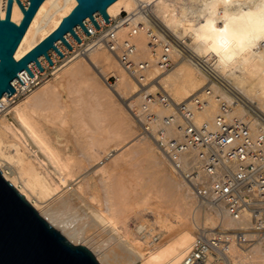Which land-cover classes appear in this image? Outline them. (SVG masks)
<instances>
[{
  "label": "bare ground",
  "instance_id": "obj_1",
  "mask_svg": "<svg viewBox=\"0 0 264 264\" xmlns=\"http://www.w3.org/2000/svg\"><path fill=\"white\" fill-rule=\"evenodd\" d=\"M21 1L27 6L28 0ZM76 4L45 0L14 58L19 60L48 36ZM6 5L7 0H0L1 18ZM122 12L128 13L125 20L119 19ZM107 13L108 23L94 14L98 29L90 19L84 21L88 35H103L76 55L88 37L80 26L75 28L80 42L65 35L71 49L56 42L63 57L49 51L55 77L14 107L17 128L0 120V170L37 211L31 195L44 204L47 218L95 243L101 263L183 264L199 228H247L249 216L235 220L222 208L201 206L181 175L165 169L169 158L152 136L139 135L131 144L132 121L101 82L115 77L113 91L126 99L139 80L146 85L155 79L129 106L157 140L162 133L166 152L189 176L192 188V183L211 184L217 178L201 167L191 176L194 162L200 164L198 149L174 154L168 144L171 139L185 141L189 124L216 132L220 117L227 123H245L251 140L261 137L264 148V0H116ZM22 17L14 3L11 20L19 23ZM151 22L161 26L163 30L156 25L170 42ZM105 26L107 33L102 32ZM57 59L64 62L61 67L56 66ZM38 60L42 71L35 62L29 63L32 77L23 70L19 73L23 84L13 79L15 91L0 98V112L51 66L43 55ZM40 122L56 124V132L46 131ZM26 142L36 157L29 154ZM150 168L160 170L159 177H152ZM61 187L67 188L58 192L62 196L56 193ZM53 194L58 201L50 205L46 199ZM48 205L66 210V217L63 209L57 212ZM247 237L251 243L245 246L231 242L220 264H264V235Z\"/></svg>",
  "mask_w": 264,
  "mask_h": 264
},
{
  "label": "water",
  "instance_id": "obj_2",
  "mask_svg": "<svg viewBox=\"0 0 264 264\" xmlns=\"http://www.w3.org/2000/svg\"><path fill=\"white\" fill-rule=\"evenodd\" d=\"M45 0H7L4 18L0 17V98L13 94V79L23 84L19 73L25 70L30 77L29 63L35 62L40 71L38 58L45 56L50 65L49 51L60 57L63 53L56 46L61 41L71 49L65 35L70 33L78 42L75 28L80 26L88 35L84 21L90 19L99 28L94 14L99 13L106 23L109 21L107 8L116 0H76V6L62 18L59 25L19 60L14 58L24 33L37 10ZM50 2L51 0H47ZM23 13L18 24L11 20L13 4ZM0 264H100L94 254L83 245L72 244L54 228L16 187L5 179L0 170Z\"/></svg>",
  "mask_w": 264,
  "mask_h": 264
},
{
  "label": "built area",
  "instance_id": "obj_3",
  "mask_svg": "<svg viewBox=\"0 0 264 264\" xmlns=\"http://www.w3.org/2000/svg\"><path fill=\"white\" fill-rule=\"evenodd\" d=\"M184 117L187 118L186 115ZM217 126L218 130L212 132L187 125L186 140L171 139L169 151L177 154L187 149H198L201 171L217 178L209 185L192 183L199 204L222 208L235 220L247 214L249 225L231 229L219 226L199 228L183 264H219L231 242L244 246L251 242L247 235L252 233L259 238L264 235L263 140L261 137L251 140L247 125L240 120L227 123L219 117ZM161 134L157 145L165 150ZM197 174L195 170L191 176Z\"/></svg>",
  "mask_w": 264,
  "mask_h": 264
},
{
  "label": "rangeland",
  "instance_id": "obj_4",
  "mask_svg": "<svg viewBox=\"0 0 264 264\" xmlns=\"http://www.w3.org/2000/svg\"><path fill=\"white\" fill-rule=\"evenodd\" d=\"M119 19H122V20H125L127 17H128V13L127 12H122L120 15H119ZM118 19V20H119ZM152 20V19H151ZM150 20V21H151ZM153 21V20H152ZM156 22V21H155ZM16 24H18V23H16ZM153 25V28L155 29V30H157L159 33H162L163 35H164V38H166L167 36H166V32H163V31H161V26L160 25H157V26H160V28L161 29H158V27H156V25H155V23L154 22H151V26ZM107 28V29H106ZM104 27V31H102L103 33H107V31L109 30V28L108 27ZM106 30V31H105ZM163 30V29H162ZM101 34L102 33H100V32H96V34H93V35H88V37L85 39V41H84V45L82 46V47H78L76 50V53H74V55H76L77 54V52H79V51H81L82 49H85V48H87L88 46H89V44H91L92 43V40H98L99 38H101ZM103 35V34H102ZM169 36V35H168ZM167 39V41H169L170 42V39L171 38H166ZM173 40H171V42H172ZM67 56H72V54H70V53H68V55ZM16 60H18V59H16ZM64 64V62H62L60 59H57V62H56V66L57 67H61L62 65ZM53 65H51V66H49V67H47L44 71H45V73L44 74H39L38 75V79L34 82V83H32L31 84V86L28 88V89H26L25 91H21V92H19L18 94H17V96L16 97H14L11 101H9V103L8 104H6V106L4 107V109L0 112V120L2 119V118H4L5 120H6V122H7V125L10 127V128H13V129H16L17 128V126H16V123H15V120H14V118L12 117V112H13V109H14V107L15 106H18V105H20V104H22V102L26 99V97L28 96V94L30 95L33 91H36L37 89H38V87L40 86H42V85H44V84H46V83H48L49 81H52L53 79H54V77H55V74H53L54 73V71H55V69H53V68H51ZM166 68L168 69V68H170V65L168 64L167 66H166ZM95 71V70H94ZM95 74H96V76H98L97 75V72L95 71ZM100 80L102 81V79L100 78ZM115 81H116V79H115V77H113V76H111V77H109L108 78V81L106 82V84L104 83H102L101 82V84L103 85V87H104V89L114 98V100L116 101V103L119 105V107H121L122 109H124V111L127 113V116L131 119V121H132V126H133V128H134V135L133 136H131L129 139H128V141L130 142L131 141V144L134 142L133 140H135L136 139V137L137 136H143V135H145V134H147L150 138H151V136H152V140H154V145L156 144V147L158 146L157 145V138L155 137V135H151V133H149V128H148V125H145V122L138 116V115H135L134 113H135V111H133V108L132 107H130L129 106V102H132V101H134V99H137L138 98V96H139V92H141V91H143L142 89H144V90H146L147 88H149V86L151 85V84H155L156 83V81H155V79H149L148 81H147V84L145 85V83L146 82H142L141 80H139L138 82H137V84H138V86H137V88H136V91H134L132 94H130V95H128L127 97H126V99H123V98H121L120 96H118L114 91H113V85H114V83H115ZM214 83H217V84H221V85H223V87H225L224 86V83L223 82H221V81H213ZM213 82H210V83H213ZM221 82V83H220ZM44 83V84H43ZM226 88V87H225ZM36 89V90H35ZM225 91H226V93H229V91L230 90H226L225 89ZM130 105H131V103H130ZM68 123V122H67ZM40 125H42V126H44L45 128H46V131H51L52 129V131L53 132H51V133H54V132H56V131H54L55 129H54V127H57L56 126V124H52V125H49V124H47V123H43V122H40L39 123ZM51 127V128H50ZM51 129V130H50ZM156 133H158V132H156ZM21 139L22 140H24L25 141V139H24V137L22 136L21 137ZM62 140H63V136H62ZM66 140V137H64V141ZM127 141V142H128ZM25 147H26V149L29 151V154L32 156V157H36V155H35V149L31 146V145H29L28 144V142H26V144H25ZM159 148V147H158ZM125 149V147H123L122 148V150H124ZM160 149V148H159ZM9 150H13V148L11 147ZM122 150H119V152H117V154H115V155H118L119 153H120V151H122ZM164 153H165V155L170 159H168V163H166V170H171V169H175L180 175H181V177H182V179L190 186V188L193 190V192H194V189L191 187V185L189 184V182H188V176H187V174H185L182 170H181V168H180V165L178 164L177 166L179 167V168H176L177 166H176V164H175V161H172L173 160V158H172V156H171V154L170 153H168V152H166V150H162ZM114 157V156H113ZM113 157H111L110 158V160L113 158ZM9 165L8 164H5V172H6V175H8V177H11L10 176V170L9 169H7L6 167H8ZM200 168V166H199V162L198 161H195L194 162V166H193V169L191 170V171H193V173L195 172V170H197V169H199ZM150 171H151V173H152V177H155V178H157V177H159V172H161L160 170L159 171H155L154 169H152V168H150ZM172 171V170H171ZM190 171V172H191ZM177 176H178V174H177ZM79 180V179H78ZM78 180H76V181H74L73 182V185H75L76 183H77V181ZM18 181V180H17ZM18 183V186H21L22 187V183L19 181V182H17ZM65 187V186H64ZM64 187H61L56 193H58L59 191V193H61V194H63L66 190H67V188L66 189H64ZM62 189H64V192L62 191ZM55 193V195H57ZM58 193V194H59ZM195 193V192H194ZM61 194H59L60 196H62ZM54 194L52 195V197L50 196V197H48V199H46V203H47V201H48V204H49V202H50V205L51 204H56L55 202L56 201H58L57 200V196H59V195H57V196H55ZM54 196V197H53ZM197 197V196H196ZM52 198V199H51ZM53 198H54V200H53ZM31 200L33 201V202H35V203H37L38 204V212L41 214H45V210L46 209H44V204H42V203H39L36 199H35V197H34V195H31ZM52 200V201H51ZM56 200V201H55ZM50 205H48V207L50 206ZM54 208L53 210L54 211H57V212H62V210L61 209H63V208H61V209H59V208H57V210L55 209V205H52V206H50V208ZM59 210V211H58ZM66 211V210H65ZM64 211V209H63V212H64V216L66 217V212ZM62 212V213H63ZM69 212V211H68ZM70 213V212H69ZM69 213H67L69 216L71 215V214H69ZM72 213V212H71ZM46 214H47V211H46ZM46 214L45 215H43L44 216V218L54 227V228H56L58 231H60L72 244H74V245H83V246H85L86 248H88L93 254H94V256L97 258V260L99 261H101L102 260V258H103V256H102V254L100 253V252H96L95 250V247H96V245H95V243H92L91 241H90V239L87 237V236H85L84 234H82L81 232L80 233H77V235L76 234H73L72 233V231L68 228V227H66L65 225H63L60 221H58L57 219H55L56 220V222H53V221H51V219H49V218H47L46 217ZM68 215H67V218H68ZM71 216H74V215H71ZM70 216V217H71ZM70 217H69V219H70ZM73 217H71V219H72ZM53 219V218H52ZM82 231H83V229H82ZM99 236H100V238H99ZM97 235V236H95V237H98V241H100V242H102V240H103V237H101V235ZM100 239V240H99ZM251 243V242H250ZM249 242H248V244H250ZM245 246V245H244ZM99 261V262H100ZM101 263V262H100ZM103 264H104V262H102ZM101 263V264H102ZM106 264V263H105ZM220 264V263H219Z\"/></svg>",
  "mask_w": 264,
  "mask_h": 264
}]
</instances>
